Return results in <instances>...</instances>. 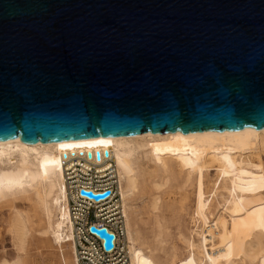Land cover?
<instances>
[{
    "label": "water",
    "instance_id": "95a60500",
    "mask_svg": "<svg viewBox=\"0 0 264 264\" xmlns=\"http://www.w3.org/2000/svg\"><path fill=\"white\" fill-rule=\"evenodd\" d=\"M245 128L264 129V0H0V142Z\"/></svg>",
    "mask_w": 264,
    "mask_h": 264
},
{
    "label": "bare ground",
    "instance_id": "6f19581e",
    "mask_svg": "<svg viewBox=\"0 0 264 264\" xmlns=\"http://www.w3.org/2000/svg\"><path fill=\"white\" fill-rule=\"evenodd\" d=\"M77 157L115 161L132 264H264V129L253 128L0 142V208L11 210L7 230L18 251L12 264H24L33 237L50 242L62 264H81L64 175L65 161ZM167 200L193 209L182 254L165 250ZM21 201L30 208L19 209Z\"/></svg>",
    "mask_w": 264,
    "mask_h": 264
},
{
    "label": "built area",
    "instance_id": "2783aa9c",
    "mask_svg": "<svg viewBox=\"0 0 264 264\" xmlns=\"http://www.w3.org/2000/svg\"><path fill=\"white\" fill-rule=\"evenodd\" d=\"M64 175L81 264H132L115 161L107 157L101 162L86 157L66 160ZM87 192L108 194L95 198ZM104 228L114 235L111 248L97 231Z\"/></svg>",
    "mask_w": 264,
    "mask_h": 264
},
{
    "label": "rangeland",
    "instance_id": "374dc122",
    "mask_svg": "<svg viewBox=\"0 0 264 264\" xmlns=\"http://www.w3.org/2000/svg\"><path fill=\"white\" fill-rule=\"evenodd\" d=\"M214 177L215 176L213 175L212 178ZM189 194L190 198L188 201L191 202L193 194H191V192ZM17 206L21 210L30 208L29 204L23 201L18 202ZM7 208L8 207L0 208V264L4 259V262L8 261L10 264H12L18 256V251H15L17 250L16 246L13 245L12 235L11 233H8L9 230H7L9 228L8 222L11 215V210ZM192 211L193 209L191 203H188L185 210H181L180 205L177 202L172 203L171 200H167L166 202L164 201L162 207V216L165 219L166 224L168 225L169 233L166 244V247H168H165V250H167L168 253L173 252L174 246L178 248L177 250L181 254L186 251V244L185 242H183V240L190 235L193 228V225L191 224ZM148 219V216H146L145 214L144 220L147 221ZM180 234L181 236H183L179 237ZM27 246L28 249L25 253L26 255L24 254L23 256L24 264H62L54 246L50 242H47L45 239L40 237H33Z\"/></svg>",
    "mask_w": 264,
    "mask_h": 264
}]
</instances>
